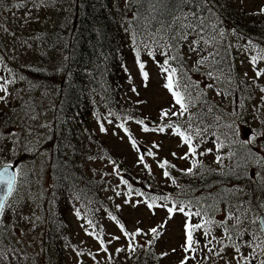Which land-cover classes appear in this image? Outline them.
Instances as JSON below:
<instances>
[{
	"label": "snow or ice",
	"instance_id": "1",
	"mask_svg": "<svg viewBox=\"0 0 264 264\" xmlns=\"http://www.w3.org/2000/svg\"><path fill=\"white\" fill-rule=\"evenodd\" d=\"M55 2L8 0L6 3L0 0V16L6 20V14L11 12L15 17L13 9L23 10L29 3L40 8ZM243 3L241 0L242 8ZM114 6L121 15V27L129 37L141 86L147 89L151 80L148 61L142 58L146 55L157 66L171 104L159 110L156 121L132 115L121 118L111 110L103 117L96 114L98 131L107 134L105 124L113 125L119 132L112 135L121 142L126 139L134 151L135 165L142 166L151 177L154 171L146 159L151 158L165 180L179 190V195L155 196L134 188L123 175L125 170L121 164L105 154L111 171L102 172L99 182L107 185L104 191H112L108 200L115 203V198H122V203H115L116 211H121L124 205L133 209L143 206L150 215H156L157 209L166 215L147 230L135 227L129 231L117 215L101 205L119 230L120 235H115L105 233L103 226L83 215L81 207L73 205L74 215L84 221L80 227L94 243L95 250L66 245L71 247L70 258L75 264H85L81 259L85 256L93 264H114L120 254L131 259L138 250L147 252L155 247L166 234L169 222L180 215L184 218L182 243L158 255L152 253L158 262L169 259L179 249L178 264H264V44L236 28H227L221 11L226 5L219 0H123L122 7ZM250 15L264 17V4ZM34 19L38 17L34 18L32 10L28 9L20 17L21 26ZM0 30L15 37L6 23H0ZM230 36L236 38L235 43ZM15 59L16 56L6 59L0 52V264H18L23 257L21 249L15 245L23 243L25 228L35 230L37 222L43 221L33 207L37 200L44 199L43 195H34L31 191L30 175L36 176V169L26 171L17 158L22 153L42 154L38 147L39 130L52 131L51 123H36L41 115L38 107L42 105H38L30 93L38 86L16 87L26 77L9 66L8 61ZM246 64V70L241 71ZM121 68L131 85L130 91L138 97L140 92L130 70L126 64ZM194 74L200 78H194ZM216 97L221 100L217 102ZM224 101L230 105L228 111L221 107ZM145 103L135 101L137 105ZM50 108L55 110L51 105ZM246 114L258 121V128L249 126ZM129 122L137 125L139 132L153 135L143 149ZM161 135L178 138L176 147L186 150L183 154L173 151L171 156L186 162L188 167L180 168L166 157H159L163 144L159 139ZM209 142L213 147H204ZM209 154L214 157L215 167L203 159ZM87 159L98 158L89 155ZM92 171L95 173L96 169ZM173 171L202 183L198 187L192 183L181 184ZM109 176L115 178L116 183L105 179ZM35 183L39 185V179ZM145 187L151 189L152 185ZM72 198L81 202L86 212L93 211L92 201L86 200V194L74 191ZM53 200L54 194L48 203L52 204ZM122 238L123 245L110 250L113 242ZM5 240L9 242L5 244Z\"/></svg>",
	"mask_w": 264,
	"mask_h": 264
},
{
	"label": "trees",
	"instance_id": "2",
	"mask_svg": "<svg viewBox=\"0 0 264 264\" xmlns=\"http://www.w3.org/2000/svg\"><path fill=\"white\" fill-rule=\"evenodd\" d=\"M219 2L226 5L221 11L227 28H236L264 44V17L250 15L251 12L239 6L236 0ZM116 4L122 7L123 3L120 0H56L49 5L54 12L51 23L45 29H36L33 38L37 47L34 59L24 66L8 61L18 75L26 77L25 81L19 83L26 87L29 84L38 86L34 95L39 93L46 102L50 116L47 123L52 124V131H40L46 132L40 151L45 149L47 152L44 157L50 163L49 175L55 190L51 196L54 194L56 209L50 208V213L46 215L47 255L46 260L39 258L38 264H64L63 248L66 245L75 246L68 237L69 225L63 217L65 212L61 214L66 204L72 207L71 202H75L72 198L74 191H81L86 194V200L92 201V212H86L81 202L76 201V207H81L82 212L96 215V208L101 209L98 213L103 210L101 205L108 209L100 179L86 172L85 165L89 155L102 157L106 153L104 147L94 143L96 141L92 139V134L89 139L90 120H97L96 114L103 117L109 110L120 117L128 114V109L123 106L127 75L121 65L128 67L127 52L132 49L129 37L121 27L123 21L114 6ZM229 38L236 42L235 37ZM4 55L6 59L9 57ZM236 63L239 66V60ZM194 78L200 77L194 74ZM45 92L46 96L43 95ZM220 100L217 99V102ZM221 107L225 111L230 109L227 101ZM246 119L249 122L247 114ZM49 136L51 139H48ZM172 174L184 185L192 183L198 187L202 183L200 180L193 182L190 177L176 171ZM167 193L176 196L170 190ZM132 264L156 263L152 256L146 254L137 256Z\"/></svg>",
	"mask_w": 264,
	"mask_h": 264
},
{
	"label": "rangeland",
	"instance_id": "3",
	"mask_svg": "<svg viewBox=\"0 0 264 264\" xmlns=\"http://www.w3.org/2000/svg\"><path fill=\"white\" fill-rule=\"evenodd\" d=\"M7 2L8 0H6V3ZM36 2L39 3V0H36ZM120 2L123 3V0H120ZM236 2L239 6H241V0H236ZM261 4H264V0H244L243 8L252 13L256 11ZM8 6L11 7V4L9 3ZM28 9L32 10V16L34 18L38 17V20L34 19L31 23L21 26L20 17H22L24 15V12ZM13 11H15V17H13L11 12L6 14V20L4 16H0V23H6L10 31L15 33V37H12L8 33L3 32V30H0V46H2L0 47V50H2V53L8 55L9 57L16 56L17 59H15L14 62L18 66L29 65V62L34 59L37 50L35 41L33 39L35 36V32L37 31L36 29L38 27H41L40 29H45L51 23L52 15L54 12L52 11V8L50 6H41L40 8H34L31 3H29L23 10L17 11L13 9ZM25 41L27 42V44H25ZM27 45H31V48H28ZM143 58L144 60L148 61L147 71H149L151 75L150 85L147 89H144L141 86V80L138 74L137 67L134 63L132 51L127 52L128 69L130 70L131 75L134 78V84L140 92V95L137 97L130 91L131 85L128 83V78L126 76L124 85L125 89L123 91V106L124 109H128L127 115H132L135 118L148 117L150 120L156 121L157 113L159 112V110L161 108L168 107L171 104V96L162 87L164 81L159 75L157 66L152 63V61L149 60L146 55H144ZM240 58L242 59L243 57ZM157 59L159 58L157 57ZM246 68L247 64L245 65V68H241L240 70L243 71L246 70ZM16 87L22 89L27 88L23 83H18ZM31 97L35 102H37L38 105H42L38 107V111L41 113V115L36 123H47V121H49L50 119V116L49 113H47L48 109L46 108V102L41 99V95L39 93L35 96L34 91H32ZM216 98L219 99L220 97ZM137 99L144 100L146 101V103L137 105L135 104V101ZM249 117V126L251 128H258V121L253 120L251 116ZM121 118H123V116H121ZM118 122L119 121H117V123ZM89 126L90 134H92L93 137L92 139L96 141L94 143H97L96 145L104 147L106 149L105 154L111 155L112 158L116 159L121 164V168L125 170L123 175L130 181V183L133 184L134 188L143 189L144 191L150 193V195L155 196H160L161 194L155 192L152 189L163 190L166 192V194H168L167 191L170 190L174 195H179V190L172 186L170 182L165 180V178L161 174V170L157 168L155 162L152 161L151 158H146L147 162L151 164L154 171V175L151 177L148 175L146 170L142 169V166L135 165L134 161L136 157L134 151L130 148L126 139L125 141L121 142L117 136L112 135L113 132H119V130L116 129L113 125L105 124V127L108 128L107 134L100 133L98 131V124L96 119L90 120ZM128 126L133 131L142 149L144 145L149 144L150 141L154 138L152 134H143L139 132L138 126L132 122H129ZM41 130L43 129H40L39 131ZM40 133L41 136L39 139L38 147L42 149L46 132ZM120 135H123V133L121 132ZM159 139L163 141V144L161 145L162 151L159 154L160 158L166 157L172 163L177 164V166L180 168L188 167V164L186 162L176 160L171 156V152L173 151L177 152L178 154H183V152L186 150L185 148L176 147V145L179 143L178 138L161 135ZM207 146L211 147V144L208 143L204 145V147ZM41 153L42 154H40L39 158L31 153H22L20 157L17 158L20 166L26 171L30 172L31 169H36V176L30 175V179L32 180L31 191L34 195L41 194L44 197L43 200H37L35 202V205H33V207L36 208V214L43 217V221L37 222L38 226L35 228V230H29L28 228H25L26 235L22 238L23 243L15 245L17 248L21 249V255L23 257L18 262V264H38L37 261L39 258L46 260V215L50 213V208L56 209V206L54 205V203H48L49 200L53 199V196H51V194L55 190L52 183L53 179L49 175L50 163L49 160L44 157L47 152L44 149L41 150ZM105 154L102 156L104 157L103 160H101L100 157H97L98 159L95 161H88L85 165L86 172L100 179V174L102 172L111 171V165L107 164V157ZM213 159L214 157L211 154H209L207 157H204V161L206 164H210L212 167H215V165L212 164ZM92 169H96V172L94 173ZM37 179H39L40 181L39 185L35 183ZM105 179L112 181L113 184L116 183L115 178L111 176L105 177ZM140 183H142L143 186ZM146 184H151V189H147L145 187ZM101 186L102 189L107 187L106 184L102 183ZM121 188L123 189L124 186L121 185ZM103 195L105 199H107L108 210L117 215L121 222L126 225V228L129 231L133 230L135 227H140L147 230L149 227L159 223L166 215V213L161 209L156 210V215H150L148 210L143 206H140L138 209H133L127 205H124L122 207V210L117 212L115 209V203H122V198H115V203H113V201L108 200V197L113 195L111 190H103ZM37 205H39V207H37ZM70 205L72 207L73 205L77 206V202L73 201ZM68 206L69 204H66L65 209L61 210V214H64L65 212V215L63 217L66 218L65 221L69 225L67 233L70 242L78 248H91L94 251V243L85 236L80 227V225L84 221L78 220L74 215L73 208ZM41 208H43V211L40 210ZM82 214L92 217L94 221L98 223V225L103 226L105 233L120 235L119 230L115 226L114 222L108 219L106 213L103 210L100 213L97 212L96 215L87 214L85 212H82ZM183 219L184 218L182 216L177 215L173 221H170L167 227L166 234L152 249L148 250L147 252L143 249H140L137 251L136 256L132 257L131 259H125V256L123 254H120L115 257L114 264H132L134 262V259L139 255L148 254L154 258L152 253L158 255L160 251L165 250L166 248L178 246L180 243H182L181 229ZM137 220L141 221V223L138 225L136 223ZM143 239L146 240L148 238L144 237ZM81 241H85L86 244H82ZM13 243H15V241H13ZM123 243V238L119 242H113V244L110 246V250H114L115 247L122 246ZM70 252L71 247L63 248L62 258L64 259V264H75V261L69 256ZM180 256L181 253L178 249L177 253L171 256L169 259L158 262L154 258V261L156 264H178ZM81 259L84 260L85 264H93L91 259L86 256L82 257Z\"/></svg>",
	"mask_w": 264,
	"mask_h": 264
}]
</instances>
